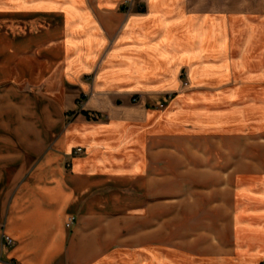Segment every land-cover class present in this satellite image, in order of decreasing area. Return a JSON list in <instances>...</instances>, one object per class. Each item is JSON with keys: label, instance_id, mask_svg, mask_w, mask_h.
Returning <instances> with one entry per match:
<instances>
[{"label": "crops", "instance_id": "0c3cea01", "mask_svg": "<svg viewBox=\"0 0 264 264\" xmlns=\"http://www.w3.org/2000/svg\"><path fill=\"white\" fill-rule=\"evenodd\" d=\"M11 1L44 26L21 40L25 83L39 88L13 96L33 106L8 104L15 120L0 122V264L169 255L159 250V220L165 226L169 216L158 201L175 193L178 173L205 176L217 195L249 193L237 154L221 153L264 132V0H0V9ZM82 93L89 98L78 111ZM128 94L143 101L130 104ZM169 94L161 109L147 108ZM236 208L216 222L228 241L199 234L180 253L190 257L193 244L198 264L264 261L258 247L238 245L247 221ZM69 215L76 220L66 229Z\"/></svg>", "mask_w": 264, "mask_h": 264}, {"label": "rangeland", "instance_id": "374dc122", "mask_svg": "<svg viewBox=\"0 0 264 264\" xmlns=\"http://www.w3.org/2000/svg\"><path fill=\"white\" fill-rule=\"evenodd\" d=\"M11 4L14 6L3 7V9L1 8L2 10L0 9V88L3 90V93H5V89H10L7 93L11 95L9 101L4 100L2 97L0 99V122L4 123H13L15 120V118H12L10 113L7 112L8 109H10L9 105L15 104V107L19 106L22 108L23 104L27 103L29 106L23 107L29 108L30 105L33 106L31 100L25 101L22 98L14 100L13 96L21 94V91L28 89V93L32 94L39 88L37 85L29 84V82L25 83L27 78L23 73L24 69L21 62V40L23 37L27 38L29 32L35 35L36 32L34 31L44 26V22L37 19L36 15L21 11V8L15 6L13 1H11ZM142 9L143 6L141 5L139 10ZM27 15L31 17H27ZM7 34H9V42L12 41L9 47L11 44L15 45L19 54L14 55L8 51ZM10 48L12 49V46ZM28 78L30 80L32 79L30 75ZM182 83H184V85L188 83L186 74H184ZM83 94L86 93L80 94L77 101L78 111L82 110L79 105V100ZM131 96L133 97L130 99ZM127 97L130 104L133 105L143 101L140 95L128 94ZM171 97L172 95L169 94L163 99H147V108L152 107L161 109ZM88 98L89 95L85 100L87 101ZM97 118L105 119V116L98 115ZM209 146L210 147H206L205 149L208 153L214 150L212 144H209ZM228 146L223 147L221 153L222 159L225 160L229 150L237 154L236 157L238 158L239 169L242 167L238 173L239 182L247 184L252 190L250 189L249 193L239 194L238 196H233L228 191H223L220 195H217L214 193L216 189L208 187L207 185L204 186V184L211 181L205 176L189 174V181H187L186 178H183L182 174H175L179 177L172 181L175 193L159 197L158 201L159 215L162 212L168 211L169 216L168 222H164L163 224H166L165 226H161V221L159 220L157 238L159 250L162 251L163 247H169L172 251H168L170 253L169 255H154L151 261L143 258L140 261L141 264H155L158 261H164L165 264H198V258L192 256V254L197 255L200 251L196 250L197 245L189 244L191 256L186 257L187 255H182L180 253L182 249H184L183 244H185L182 242L192 243V241L198 238L199 234L204 235L206 233L209 234V232L219 237L218 241H228L229 237L227 236L229 234L228 232H230L228 230L229 228L227 229V234L226 230L221 229L219 227L220 224L216 222L219 220L218 222L223 223L227 220L228 217H230V208L234 209L235 207H237L238 219L246 220L250 223L247 224V222H245L243 223L245 225L238 226L236 232L238 245L240 247L241 245L258 247V251L262 253L259 255H264V132L251 133L250 137L232 139ZM78 149H80V151H77ZM81 152L82 148L79 147L73 151V154L77 155ZM241 157H246L244 159L250 160L247 164H240L241 159L244 160ZM221 164L224 165V162ZM174 165L175 168H178L177 164ZM207 180L209 182H207ZM187 182H190L189 184L201 183V186L204 188L200 187L201 189H193L192 186L189 187L186 185ZM185 192L189 193L185 194ZM188 216L190 218H188ZM188 223H190L189 228L187 227ZM65 228L71 229L66 226ZM218 232L220 236L217 235ZM250 234H254V239L251 240ZM239 251L236 255H243V252L240 253ZM136 261L137 255H105V264H134ZM260 264H264V261Z\"/></svg>", "mask_w": 264, "mask_h": 264}, {"label": "built area", "instance_id": "2783aa9c", "mask_svg": "<svg viewBox=\"0 0 264 264\" xmlns=\"http://www.w3.org/2000/svg\"><path fill=\"white\" fill-rule=\"evenodd\" d=\"M87 97H88L87 94H83V95L81 96V98H80V100H79V105H80V108H81V109L84 108L85 101H86L85 99H86ZM97 116H98V115L93 114V117H94V118H97ZM77 151H80V149H78ZM75 220H76L75 216H72V215L68 216L67 219H66L65 226H66L67 228H71V227L74 225ZM4 243H5V245H12V244H13V241H12V239H11L9 236H5V237H4Z\"/></svg>", "mask_w": 264, "mask_h": 264}]
</instances>
